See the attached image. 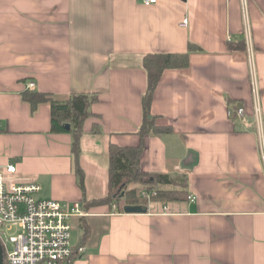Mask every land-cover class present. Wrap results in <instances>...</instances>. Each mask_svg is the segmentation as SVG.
<instances>
[{"label": "crops", "instance_id": "0c3cea01", "mask_svg": "<svg viewBox=\"0 0 264 264\" xmlns=\"http://www.w3.org/2000/svg\"><path fill=\"white\" fill-rule=\"evenodd\" d=\"M151 52H187L189 62L153 87L150 111L171 132L146 135L138 164L179 175L182 193L153 199L136 183L144 203L86 207L107 193L108 145L139 141L141 58ZM25 91L95 97L79 141L84 193L69 124L53 130L50 103L31 108ZM8 163L36 196L87 210L72 218L84 252L70 264H264V0H0V167ZM137 204L146 211L123 209Z\"/></svg>", "mask_w": 264, "mask_h": 264}, {"label": "trees", "instance_id": "16d2710c", "mask_svg": "<svg viewBox=\"0 0 264 264\" xmlns=\"http://www.w3.org/2000/svg\"><path fill=\"white\" fill-rule=\"evenodd\" d=\"M189 47L190 44H189ZM188 53L151 52L141 58V63L147 73V90L142 96V120L138 128L139 141L136 145L120 146L108 145V181L107 193L104 197L92 199L87 205L97 203L112 204L113 201L124 200L125 204L144 203L146 200L137 196L136 187L130 184L141 183L146 189H155L156 196L160 200L176 199L182 191L176 189L181 185L179 175H169L161 172H148L139 167L138 160L144 146L145 136L148 134L162 135L171 132L169 125L161 124L157 115L151 113L152 89L165 68H181L188 64ZM23 98L26 99L31 108L41 101H48L51 108V123L53 130H65L63 123L69 124L68 132L71 133V153L73 169L76 174L77 183L84 193V172L79 164L80 146L79 141L82 134V123L86 117L92 114L90 104L94 96L86 94H75L66 100L54 99L38 92L25 91ZM98 129L93 124L91 132ZM88 228H84L87 233Z\"/></svg>", "mask_w": 264, "mask_h": 264}, {"label": "built area", "instance_id": "2783aa9c", "mask_svg": "<svg viewBox=\"0 0 264 264\" xmlns=\"http://www.w3.org/2000/svg\"><path fill=\"white\" fill-rule=\"evenodd\" d=\"M145 5L157 0H141ZM186 18L182 23L185 24ZM34 87L33 81L26 82ZM242 114V109L236 110ZM39 186L17 173L16 165L0 167V244L3 264H70L84 247L72 242V218L88 214L78 201L35 195ZM149 195V191H142Z\"/></svg>", "mask_w": 264, "mask_h": 264}, {"label": "water", "instance_id": "95a60500", "mask_svg": "<svg viewBox=\"0 0 264 264\" xmlns=\"http://www.w3.org/2000/svg\"><path fill=\"white\" fill-rule=\"evenodd\" d=\"M125 212H144L146 211V207L143 205H125L123 207ZM0 264H3V253H2V247L0 244Z\"/></svg>", "mask_w": 264, "mask_h": 264}, {"label": "rangeland", "instance_id": "374dc122", "mask_svg": "<svg viewBox=\"0 0 264 264\" xmlns=\"http://www.w3.org/2000/svg\"><path fill=\"white\" fill-rule=\"evenodd\" d=\"M80 232L78 228H74L73 236L76 237V235Z\"/></svg>", "mask_w": 264, "mask_h": 264}]
</instances>
